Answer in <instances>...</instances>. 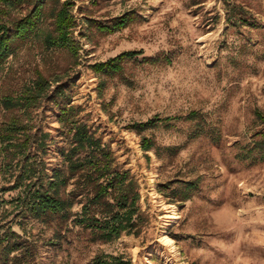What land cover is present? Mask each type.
<instances>
[{"label":"rangeland","instance_id":"rangeland-1","mask_svg":"<svg viewBox=\"0 0 264 264\" xmlns=\"http://www.w3.org/2000/svg\"><path fill=\"white\" fill-rule=\"evenodd\" d=\"M72 1L78 56L45 45L52 30L49 4L38 34L19 43L0 67V99L30 86L39 72L50 80L61 75L84 119L100 128L138 179L151 226L139 238L123 235L104 243L79 228L55 235L54 227L35 223L29 228L39 241L38 264H94L104 254L122 255L132 264H264V163L240 161L235 147L247 146L264 128L256 115H264V0H228L257 28L228 23L225 0ZM25 8L4 14L0 1V21L23 16ZM129 12L137 19L125 29L99 30ZM130 50L144 54L127 63L121 76L100 77L90 68ZM156 56L163 62L142 63ZM192 111L202 113L206 134L184 120ZM39 113L44 131L57 140L59 124L50 104ZM2 114L0 107V120ZM155 116L172 120L143 134L159 148L145 153L141 137L129 127ZM214 132L219 144L211 140ZM61 146L50 144L51 164L58 162ZM169 147H178L176 155ZM178 181L197 184L187 201L172 200L185 195ZM4 182L0 176V185ZM163 185L170 189L160 191ZM9 195L15 193L6 199Z\"/></svg>","mask_w":264,"mask_h":264},{"label":"trees","instance_id":"trees-1","mask_svg":"<svg viewBox=\"0 0 264 264\" xmlns=\"http://www.w3.org/2000/svg\"><path fill=\"white\" fill-rule=\"evenodd\" d=\"M4 3V14L26 5L23 16L0 21V67L16 52L19 43L26 42L38 34L51 9L52 30L44 43L49 49L67 50L77 57L80 45L75 37L78 27L72 0H0ZM201 5L205 0H192ZM228 7L227 22L235 26L258 27L246 19L244 9L225 0ZM137 18L133 13L99 25L101 32L114 34ZM89 22V21H88ZM143 51L130 50L105 62L91 65V70L100 77L121 76L126 64L138 60ZM168 60V59H167ZM163 62L161 56L143 57V64L155 65ZM169 62V60H168ZM100 96L104 86H99ZM62 76L48 79L39 72L30 86L16 94L4 95L0 99L3 110L0 120V176L5 182L0 185V264H38L39 241L30 227L39 223L55 228V235L63 229L79 228L92 236V241L109 243L123 235L139 238L151 226V218L141 206L138 179L120 161L112 147L99 134L100 128L84 119V109L76 105ZM50 104L59 124L58 139L44 131L39 111ZM264 124V115L256 113ZM171 118H154L129 127L141 137L145 153L159 151L152 138L143 134L156 130ZM184 120L195 124L198 134H206L205 119L199 111L188 113ZM212 133L211 140L221 141ZM51 139V140H50ZM252 142L238 148L236 158L252 164L264 163V128L252 136ZM62 146L58 149V162L48 161V141ZM176 155L178 147L167 148ZM184 186L185 195L173 197L175 201H187L196 182L178 181ZM172 185V184H169ZM170 189L163 185L160 187ZM173 194L178 189L172 190ZM9 199H6L7 194ZM169 197V196H167ZM9 205L11 209L6 210ZM11 213V214H10ZM11 215V216H10ZM18 228V230L16 229ZM94 264H132L122 255L104 254L94 259Z\"/></svg>","mask_w":264,"mask_h":264},{"label":"bare ground","instance_id":"bare-ground-1","mask_svg":"<svg viewBox=\"0 0 264 264\" xmlns=\"http://www.w3.org/2000/svg\"><path fill=\"white\" fill-rule=\"evenodd\" d=\"M168 242H171V240L168 239Z\"/></svg>","mask_w":264,"mask_h":264}]
</instances>
